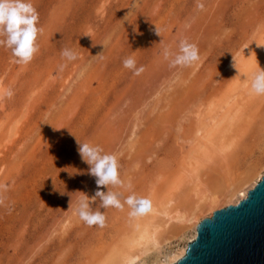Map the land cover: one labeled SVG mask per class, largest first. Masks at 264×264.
Returning <instances> with one entry per match:
<instances>
[{
	"label": "rangeland",
	"instance_id": "rangeland-1",
	"mask_svg": "<svg viewBox=\"0 0 264 264\" xmlns=\"http://www.w3.org/2000/svg\"><path fill=\"white\" fill-rule=\"evenodd\" d=\"M30 2L43 28L33 60L18 65L0 45V264H105L152 216L159 246L130 264L163 259L191 236L181 218L264 171V95L251 90L264 70V0H199L202 11L198 0ZM182 39L200 60L171 68L163 50ZM78 142L115 154L132 185L99 190L147 198L155 213L130 217L97 198L106 226L81 221L78 202L97 185Z\"/></svg>",
	"mask_w": 264,
	"mask_h": 264
},
{
	"label": "clouds",
	"instance_id": "clouds-1",
	"mask_svg": "<svg viewBox=\"0 0 264 264\" xmlns=\"http://www.w3.org/2000/svg\"><path fill=\"white\" fill-rule=\"evenodd\" d=\"M197 8L204 9V4L198 0ZM39 14L33 4L26 0H0V45L11 50L14 57V63L18 65L29 64L35 54L39 51L37 43L38 36L42 34L43 28L37 26ZM156 34L160 36L159 30L156 28ZM165 60H169L171 68L190 67L200 60L198 47L182 39L178 45V51H172L165 47L162 53ZM62 58L67 61L77 59L76 53L68 48L61 51ZM102 57V54L98 55ZM97 57V56H96ZM66 65H61V70ZM235 66V65H234ZM123 67L133 72V75L139 76L144 72L143 66L137 67L136 61L132 57L123 60ZM251 90L256 95H264V70L254 74ZM5 96L11 98L13 92L8 89ZM78 152L82 160L89 167V174L96 178L97 190L91 199L84 195V198L78 202L76 213L79 219L88 227L98 226L103 228L106 226V217L104 212L100 210L92 211L90 202L94 203L97 198L101 201L100 207L103 209L115 208L123 210L127 205L131 210L130 217H138L148 214L152 209L151 201L147 198H138L135 194L127 196L123 202L121 201V192L99 190L101 187L112 186L114 188H123L130 190L131 183L125 184L120 178L119 163L115 154H103V149L99 146H91L88 143L78 142ZM0 203H3L0 200ZM71 206V204H70Z\"/></svg>",
	"mask_w": 264,
	"mask_h": 264
},
{
	"label": "water",
	"instance_id": "water-1",
	"mask_svg": "<svg viewBox=\"0 0 264 264\" xmlns=\"http://www.w3.org/2000/svg\"><path fill=\"white\" fill-rule=\"evenodd\" d=\"M171 264H264V175L236 204L200 219Z\"/></svg>",
	"mask_w": 264,
	"mask_h": 264
},
{
	"label": "bare ground",
	"instance_id": "bare-ground-1",
	"mask_svg": "<svg viewBox=\"0 0 264 264\" xmlns=\"http://www.w3.org/2000/svg\"><path fill=\"white\" fill-rule=\"evenodd\" d=\"M259 43H261V40ZM262 47H261V44H259V47H257V48L260 49ZM254 50H256V49H254ZM252 53H253V51H252ZM252 53H250V54H252ZM250 54H248V55H250ZM249 57H251V56H249ZM239 61H240L241 66H242V67L239 66L241 69L244 67L246 68V66H248V64H250L248 61V57L242 58ZM240 63H239V65H240ZM236 82L237 81L235 80V84H236ZM224 117H225V115H224ZM222 121H223V118L220 119V122H222ZM199 131H201L200 128L197 130V133H199ZM262 175H264V171L259 172L257 174L256 178L251 181V183L249 182L246 185L244 184V186H242L239 189L235 190V188H234V190H233L232 187L230 188L228 186L223 190L221 196L215 195V196L210 197L209 201L207 202V205H205V207H206L205 210L202 211V214L197 215L194 213L188 217L181 218V223H180V225H181L180 227L182 228L181 230L183 232H184V230H185V232L186 231H189V233L191 232V236L189 237V240L187 242H185L183 247H178L176 250L171 251L168 254H166L163 259L154 258L151 261H149L147 264H171V263H174L177 259H179L183 255L186 244L194 238L195 226L198 223V221L204 217H209L211 215V213L217 209L223 208L226 205H234L239 200L243 199L246 195V192L254 186V184L260 179V177ZM150 213L151 214L155 213L153 208H152V211H150ZM150 219L152 220L153 216L151 218L148 217L145 220V222H142L141 225H139L140 227H138L137 234L134 236V238H131L130 240L127 239V241L124 242L123 246L120 247L121 248L120 250H117L116 252H114L110 255V257L105 261V264H115L117 262H122L124 264H130V263L134 262L135 260L139 259L143 254L150 251L152 248L156 247L157 245L159 246L160 238L158 235V226H156L153 221H147Z\"/></svg>",
	"mask_w": 264,
	"mask_h": 264
}]
</instances>
